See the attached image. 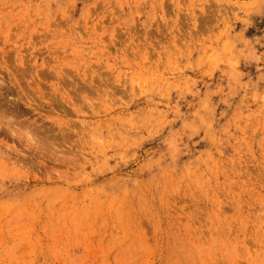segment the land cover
Segmentation results:
<instances>
[{
	"label": "rangeland",
	"instance_id": "obj_1",
	"mask_svg": "<svg viewBox=\"0 0 264 264\" xmlns=\"http://www.w3.org/2000/svg\"><path fill=\"white\" fill-rule=\"evenodd\" d=\"M0 264H264V0H0Z\"/></svg>",
	"mask_w": 264,
	"mask_h": 264
}]
</instances>
